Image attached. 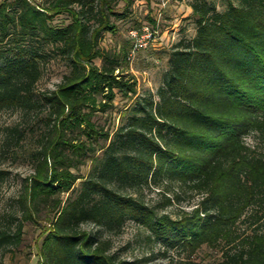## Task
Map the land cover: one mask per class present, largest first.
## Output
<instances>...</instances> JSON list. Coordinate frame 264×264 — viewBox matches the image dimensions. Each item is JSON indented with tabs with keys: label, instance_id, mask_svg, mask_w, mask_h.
Here are the masks:
<instances>
[{
	"label": "trees",
	"instance_id": "obj_1",
	"mask_svg": "<svg viewBox=\"0 0 264 264\" xmlns=\"http://www.w3.org/2000/svg\"><path fill=\"white\" fill-rule=\"evenodd\" d=\"M119 1L124 12L115 10ZM129 6L0 0V112L32 119L4 128L0 149L16 154L28 135L35 144L32 173L2 216L0 264L22 243L26 223L42 233L36 264H129L111 240L127 221L188 256L203 246L220 253L211 263L185 264H264V0L228 1L222 11L191 0L195 34L169 51L156 100H134L110 132L93 116L117 93L135 95L136 82L123 72L124 51L99 42L115 31L110 17L124 18ZM63 13L70 22L52 24ZM53 59L66 72L39 92ZM250 135L261 149L246 142ZM8 176L0 169V185ZM152 189L159 204L145 201ZM185 195L196 199L190 210L159 212Z\"/></svg>",
	"mask_w": 264,
	"mask_h": 264
},
{
	"label": "rangeland",
	"instance_id": "obj_2",
	"mask_svg": "<svg viewBox=\"0 0 264 264\" xmlns=\"http://www.w3.org/2000/svg\"><path fill=\"white\" fill-rule=\"evenodd\" d=\"M35 3L47 4L51 0H33ZM130 6L124 18L110 17V22L115 26L114 32L102 33L99 48L111 53L121 50L126 54V67L124 73L131 74L136 82V94L124 97L116 94L112 106L105 112H96L92 120L104 130L112 132L120 123L123 113L134 100L153 95L161 84L163 74L167 68V57L172 46L180 39H190L195 34L193 18L190 16L188 4L191 0H128ZM213 3L218 11L225 9L227 2L236 0H206ZM124 2L119 1L117 12L123 11ZM70 22L66 14L53 17L52 24L65 25ZM135 32L132 36L130 33ZM143 43L142 47H136L137 43ZM100 64L99 59L94 60ZM66 72L64 62L59 59L51 60L43 69L41 78L37 82L39 92L53 90ZM117 72V71H116ZM32 119L23 116L15 110L0 112V143L4 128L17 125L25 128ZM249 145L261 149V145L251 135L246 137ZM31 136H27L16 154L4 153L0 149V169L9 172L8 178L0 185V223L4 222L3 214L15 209V198L24 179L32 173V163L29 152L34 147ZM89 163L79 167L78 173L85 175ZM145 201L151 204H159L157 190H145ZM196 202L195 198L185 195L179 205L160 209V213H168L175 216L179 209L190 210ZM42 225L47 224L42 223ZM83 228L90 230L91 225ZM40 227L26 223L23 227V239L20 246L11 252L5 253V264H36L37 247L41 241ZM112 251L117 252L121 260L129 264H185L189 259L200 263H211L219 259L217 249L203 246L193 255L188 256L179 249L169 248L160 242L148 237V232L142 226L127 221L119 235L112 236Z\"/></svg>",
	"mask_w": 264,
	"mask_h": 264
},
{
	"label": "built area",
	"instance_id": "obj_3",
	"mask_svg": "<svg viewBox=\"0 0 264 264\" xmlns=\"http://www.w3.org/2000/svg\"><path fill=\"white\" fill-rule=\"evenodd\" d=\"M130 34L132 36H134L135 35V32H131ZM142 46H143V43H141V42H139V43L136 44V47H142Z\"/></svg>",
	"mask_w": 264,
	"mask_h": 264
}]
</instances>
